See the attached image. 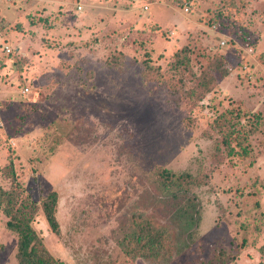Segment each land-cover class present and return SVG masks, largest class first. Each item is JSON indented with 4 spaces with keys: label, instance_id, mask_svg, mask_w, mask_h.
<instances>
[{
    "label": "rangeland",
    "instance_id": "1",
    "mask_svg": "<svg viewBox=\"0 0 264 264\" xmlns=\"http://www.w3.org/2000/svg\"><path fill=\"white\" fill-rule=\"evenodd\" d=\"M261 39L264 0H0V186L55 258L153 264L120 240L162 166L201 179L198 237L169 264H264ZM7 220L0 264H18Z\"/></svg>",
    "mask_w": 264,
    "mask_h": 264
},
{
    "label": "trees",
    "instance_id": "2",
    "mask_svg": "<svg viewBox=\"0 0 264 264\" xmlns=\"http://www.w3.org/2000/svg\"><path fill=\"white\" fill-rule=\"evenodd\" d=\"M223 75L229 72L223 70ZM209 91L216 80L204 70L199 76ZM149 187H146L123 223L120 244L127 256L143 258L153 264H169L187 250L198 237L202 219V203L192 188L201 184L199 176L189 171H173L158 166ZM14 175V174H12ZM14 178V177H13ZM58 193L49 192L41 201L46 219L58 231L56 216ZM16 194L0 186V208L8 216L6 226L17 233L18 264H63L45 246L32 225L33 214L22 211ZM235 256L224 248L202 264H229Z\"/></svg>",
    "mask_w": 264,
    "mask_h": 264
},
{
    "label": "built area",
    "instance_id": "3",
    "mask_svg": "<svg viewBox=\"0 0 264 264\" xmlns=\"http://www.w3.org/2000/svg\"><path fill=\"white\" fill-rule=\"evenodd\" d=\"M78 8H79V9H82V5H79ZM145 8H148V5H145ZM186 9H188V8L186 7ZM224 43H225V41H222V42H221V44H224ZM10 50H11V49H10L9 47H7V51H10ZM249 51H253L252 46H251V48L249 49Z\"/></svg>",
    "mask_w": 264,
    "mask_h": 264
},
{
    "label": "crops",
    "instance_id": "4",
    "mask_svg": "<svg viewBox=\"0 0 264 264\" xmlns=\"http://www.w3.org/2000/svg\"><path fill=\"white\" fill-rule=\"evenodd\" d=\"M258 46H260V49L261 50H264L263 47H264V39H261Z\"/></svg>",
    "mask_w": 264,
    "mask_h": 264
}]
</instances>
